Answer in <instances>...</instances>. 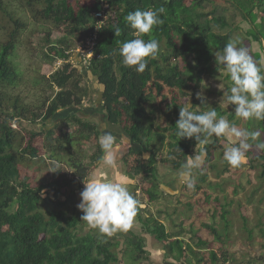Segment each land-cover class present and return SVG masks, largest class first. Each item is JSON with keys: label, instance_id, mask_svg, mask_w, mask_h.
Returning a JSON list of instances; mask_svg holds the SVG:
<instances>
[{"label": "trees", "instance_id": "trees-1", "mask_svg": "<svg viewBox=\"0 0 264 264\" xmlns=\"http://www.w3.org/2000/svg\"><path fill=\"white\" fill-rule=\"evenodd\" d=\"M210 1L212 0H92L82 4L71 0H26L25 6L34 18L51 23L56 30L64 29L62 37L54 41H50L51 31L47 33L46 39L50 47L44 53L45 60H61L64 63L48 77H41L53 94L46 97L36 111L28 105L22 106L20 99L12 98L9 94V89L13 86L11 84L18 77L10 59L25 24L8 14L3 0H0V11L9 15L10 21L14 23V27L5 32L0 20V264L120 263L117 252L119 235L107 236L90 228L88 232H83L87 227L80 219L83 212L73 201V192H69L72 182H77L80 186L91 176L100 156V131L78 112L66 116L53 127H46L58 111L78 109L90 95L93 97L92 91L96 84L101 86L96 88L97 92H101L100 103L105 117L112 124L120 123L132 142L139 146L137 152L131 150L136 161L129 172L140 176L141 189L149 203L159 201L161 195L155 164L160 154L165 152L164 149H167V155L161 157L162 162L172 170L183 168L191 179V169H196L200 174L198 181H207V174L203 173L202 167H188L193 162V148L199 143L194 138L180 139L176 135L175 125L179 119V107L185 105L182 103L183 98L189 96L190 90H195L205 77L213 76L211 73L219 69L220 65L215 69L211 67L214 48L221 50L231 40V31L228 34L219 33V28L222 29L228 23L223 16H217L216 7L205 11V5ZM259 1L257 6L263 4L264 0ZM161 6L166 9L165 14L161 15L163 23L154 28L152 33L142 35L146 41L150 37L159 41L158 56L149 59L145 71L138 73L134 68L125 66L118 54L123 42L135 38L134 30L126 25L124 18L137 9H158ZM259 7L264 12V7ZM96 13H103L104 17H97ZM246 14L252 25L261 27L253 31V40L264 41V25L257 23V13L250 10ZM117 27L120 34L115 36L114 29ZM2 34H5L4 40L1 38ZM94 34L96 44L91 50L92 57L85 59L76 51L87 48L86 42ZM73 38L77 49L72 48L75 42ZM114 52L117 54L114 55ZM255 55L260 62V54ZM71 58L79 61L80 65L84 63L82 67L88 74L78 73L76 67L70 64ZM190 58L193 64H189ZM180 62L184 69L179 66ZM185 69L192 70L193 77ZM85 77L94 86L82 85ZM229 77L228 74L227 81L230 80ZM156 102L162 107L161 111L155 105ZM192 106L194 111L207 110L198 99H193ZM214 108L230 122L235 121L233 111L229 113L224 108ZM158 112H161L159 120ZM160 117L165 120L163 125L159 122ZM21 120L34 124L40 122L43 128L39 131L22 132L21 126L16 129L11 126L13 121L21 125ZM68 125L77 126V129L72 133H63L62 128ZM258 126L264 129V120H258ZM56 132L61 135L55 137ZM37 138H41V148L49 154V160L70 167L73 177L70 178L61 169H57L52 181L38 184L33 182L32 175L24 173L21 164L29 159H40L44 165L48 161L40 155V145H35L38 143L35 141ZM224 140V136L213 135L211 142L201 147L206 153V163L212 161L214 151L222 147L220 143ZM73 142H78L81 148L73 147ZM89 143H93L95 149L92 154L84 151L85 144ZM259 143L253 144L257 146ZM64 151H68V154L64 155ZM144 153H148L149 158L144 159ZM246 154L252 155L249 161L251 170L255 171L256 162L263 160L260 163V176L264 180V153L257 154L256 151L249 150ZM226 170L227 168L222 172ZM208 186L213 188L212 184ZM194 189L202 190L200 184L195 185ZM204 192L202 203L201 197L198 201L194 200L198 203L195 205L197 208L204 209L208 205L206 201L211 197L207 191ZM191 202L178 201V204H184L190 211L193 209ZM176 207L174 214L177 212ZM138 209L140 214L143 209ZM157 212L158 216L164 213L173 215L163 210ZM211 214L214 216L213 211ZM229 214L227 209L221 213L224 226L222 232L212 223L201 224L212 238L205 239L197 233L198 241L194 245L179 238L178 233L167 232L165 225L153 215L143 220L144 229L152 235L156 234L158 242L169 245V255L181 264H185V260L190 257H194L196 264H239L234 255L221 246L224 245L221 237L230 236V221L227 220ZM242 219L246 224V217L242 216ZM262 230L264 231L263 228ZM247 231L251 239L253 230ZM123 232L130 235L122 253L125 254L129 251L127 248L131 247L137 251L135 261L144 257L146 259L149 254L146 250V238L129 230ZM135 239L138 242H134ZM213 240L221 242L220 246L213 245ZM249 263L251 262L247 264Z\"/></svg>", "mask_w": 264, "mask_h": 264}, {"label": "rangeland", "instance_id": "rangeland-1", "mask_svg": "<svg viewBox=\"0 0 264 264\" xmlns=\"http://www.w3.org/2000/svg\"><path fill=\"white\" fill-rule=\"evenodd\" d=\"M25 1L26 0H3V4L6 8L7 13L13 15L16 19H20L25 24V28L21 31L16 49L10 59L15 66L18 77L14 84H11L13 86L10 87L9 94L12 98L20 99L22 106L28 105L32 110L35 109L37 111L43 100L53 94V91L49 89L48 84L44 81V79H41V77H48L58 68H61L64 63L61 60H54L51 62H47L45 60L44 53H46L50 47L49 42H47L46 36L48 35L47 33L51 31L50 41L57 40L62 37L64 29L56 30L51 23L34 18L27 6H25ZM71 1L85 4L92 0ZM259 2V0H212L206 3L205 11H211L216 7L217 16H223V18H225L228 23V25L223 27L222 29L219 28V33L228 34V32L231 31V40H238L241 46H247L256 60L257 58L255 54L259 53L260 62L261 64H264V41H255L252 37L253 31L257 30L259 26L252 25V23L250 22V18H247L248 16L246 14L248 13V11L254 10L257 13V23H262L264 25V12L259 7H264V1L263 4L257 6ZM0 20L4 25L5 32L10 31L11 28L14 27V23L10 21V16L1 11ZM259 29H261V27H259ZM1 38L4 40L5 34H2ZM75 44L76 41L74 42V46L72 48L77 49L78 46ZM217 50L218 49L214 48V52ZM69 61L73 67H76L78 73H87V71L82 67V65H85L84 63L80 65L79 61L73 58H71ZM210 62L211 67L215 69L217 67V64L215 63V56L214 59L212 58ZM179 64V66L184 69V66H181V62ZM189 64H193L192 58H190ZM184 71L187 72L190 77H193L192 70L185 69ZM211 75L213 76L205 77L195 90H190V95L183 98L182 103L184 102L186 104L187 102H190L192 105L193 99H197V94L199 93L206 98L205 107L207 108V110H209L211 107H221L226 109L229 113H231L232 111L234 112L233 105H229L228 107H226L223 103H220L223 96V91L219 88V85L221 88H223V90H227L231 86V80H226L228 73L223 69V66H220L219 69L215 73H211ZM228 79H230V77ZM82 85H89L90 87L93 84L88 82L85 77L82 80ZM96 87L101 88V86L96 84L93 91L91 89V91L93 92V97L92 95H90V97L84 100L82 106H79L78 109L69 108L67 110L58 111V113L49 120L46 127L50 128L55 126L59 123V121L76 111L82 116L91 115L93 123H95L96 120H99L97 118H102L105 120V114L102 112L100 103L101 92L100 90L99 92H97ZM155 105L157 106L158 110L161 111L162 107L158 105L157 102L155 103ZM95 113L96 115L94 117ZM160 113H157V120H159ZM225 118L227 117L225 116ZM159 122L161 125H163L165 123V120L160 117ZM234 123L240 129L259 131L261 133V135L253 143L256 144L257 142H264V129H261L258 126V120L251 119L245 121L241 118L236 117ZM20 124L21 125L13 121L11 126L15 129L20 128L21 126L22 132L39 131L41 130V128H43V124L40 122H36L34 124L28 121L21 120ZM76 127L77 126L70 125L64 126L62 128V131L63 133H72V131L74 132V130L77 129ZM59 135H61L60 132L55 133V137ZM105 135H107L106 132ZM224 137L225 140L221 142L222 144L220 143L222 147L220 146V148H216L213 154L214 156L212 158V161L206 163L205 153L203 161L199 163L198 167H202L203 173L207 174L208 178L206 182L201 183L198 181L200 174L196 171V169H191V181H188L187 178H189L190 175H184L185 172L181 169L175 172L178 179H175L176 181H172L173 183H171V186L173 188L178 189L177 196L164 194L162 197V195H160L159 201H154V203H149L147 201V197L143 195V193L135 196V198L140 203V206L138 205V207L142 208L143 211L140 212V214L138 211L129 231H132L135 235L146 238V250L149 251V254L148 256H146V259H144V257L141 260L135 261L134 259L135 255H137V251L133 250V248L128 247L127 249L129 251H127L125 254L122 253V250L126 247L125 242L130 234L118 231L114 234L119 235V246L117 250L120 259L119 264H150L152 262H154L155 264H181V262L174 260L172 256L169 255V253L171 252L169 245H164L163 243L158 242L156 239V234L152 235L144 229L145 224L143 220L148 218V216L153 215L165 225L167 232H171L174 234L178 233L177 236L179 238H182L186 242H189L191 245H194L198 241L197 233H199V235L205 239L212 238V235L209 233V231L201 227V224L203 223H212V225H214L218 229V231H223L224 226L221 220V213L224 209L230 211V214L227 215V220L230 221V228H228L230 236L229 238H226V236L221 237V239L223 240H221V242L224 243V245L221 244V246L227 249L231 254H233L236 262L239 264H247L248 262H251L249 264H264V231L262 230V228L264 229V180L260 176L262 172V166L260 165V163H262L263 160L260 159L256 162L255 171L251 170L249 161L252 155L246 154V161L242 164L241 167H231L223 159L224 150L228 146L237 145L238 141L232 136ZM212 139L213 136L210 137L207 142H211ZM35 141L38 142L35 145L39 146L41 143V138H37ZM73 143V147H79L78 142ZM249 143L252 144V147L249 150L256 151L257 154L264 153V148H259L250 141ZM39 147L41 148V145ZM90 147H92L91 150ZM201 147L202 145L199 144L198 146L193 148L194 152L192 161H194V157L196 155L200 154L202 150ZM80 148L81 147H79V149ZM94 150L95 149L93 148V143L85 144L84 151L86 152V154H92L94 153ZM164 150L165 152L163 151L160 154V157L155 164L156 178H158L159 183L162 181V179L164 180V183L167 182L166 177L172 174V169L168 170V165L162 162L161 157H165L167 155V149ZM67 152L64 151L63 154L66 155L68 154ZM40 155L48 160L46 161V165H44V163L40 159L34 158L29 159L28 161H26V163L24 162L23 164H21V167L24 169V173L26 175H32V177L34 178H32V180H34V183H48L56 177V174L50 171L52 170L54 161L49 160V154L44 150L41 151ZM144 156L145 158H148V154H143L142 157ZM135 158L136 157L132 153L125 155V163L127 164L125 167L128 170L131 169V167H134L135 162L132 159ZM99 160H101V156H99ZM101 161L103 163V159ZM58 164L61 166L59 169L62 170V173H65L70 178L73 177V170L70 169V167L63 166L60 163ZM225 168H227V170L223 173L222 171ZM217 174L220 175L217 176ZM185 179H187L188 182L186 181L183 184V180ZM138 182L139 186L141 183L140 181ZM77 184V182H72L69 188V192H73V201L75 196L77 197V195H75L74 193L76 192L77 188H79ZM189 184H192L193 187H189ZM197 184L201 185L202 190L195 191L194 186ZM210 184L213 185V188L208 186ZM128 187L130 190L131 186L128 185ZM130 191L132 192L133 189ZM204 191H207V194H209L211 198L206 201V204L208 205L204 206V209H201V207L197 208L195 205L198 203H195L194 200H200L201 197L202 200H200V203H202V195L205 194ZM154 192L157 193L158 191L154 190ZM178 201L180 203L193 201L191 202L193 204V209L188 211V208H186L184 204H178ZM76 202L77 203L75 204H79L81 202V199L79 198V202ZM229 202H231V204H228ZM175 206H177V212L174 214L173 211ZM147 207L149 209H147ZM160 210L167 211L168 213H171L173 215L168 216L167 213L163 212L164 214L158 216L157 213L159 212L157 211ZM212 211L214 213V216L211 214ZM138 215H140L142 218L140 219ZM242 216L246 217V224L243 221ZM159 218H161V220ZM192 221L193 223H191ZM258 223L261 225L259 226ZM245 228L247 230H253L251 239H249V233L247 230H245ZM198 229L199 231H197ZM89 230L90 229L87 226L84 228L83 232H88ZM181 232H183V235ZM122 234L125 236L122 237ZM173 237L176 236L174 235ZM134 242H138V240L135 239ZM220 243L214 242L213 240L212 244L217 245L218 247L220 246ZM184 263L196 264L194 257H190L189 259L185 260ZM230 263L233 264V262Z\"/></svg>", "mask_w": 264, "mask_h": 264}, {"label": "clouds", "instance_id": "clouds-1", "mask_svg": "<svg viewBox=\"0 0 264 264\" xmlns=\"http://www.w3.org/2000/svg\"><path fill=\"white\" fill-rule=\"evenodd\" d=\"M166 9L161 6L158 9H137L125 16L126 25L133 29L134 39L121 44L118 54L122 57L125 66L134 68L138 73H143L148 67L149 59L158 56L159 41L150 37L147 41L143 34H150L154 28L163 23L161 15ZM115 36L120 34L117 27ZM117 54L116 52L113 53ZM215 63L223 66L229 74L231 86L223 91L220 103L226 107L234 106L236 117L242 120H264V64L257 61L247 46H241L238 40H229L221 50L214 52ZM201 105H206V98L197 94ZM176 135L181 138H194L197 143L204 145L208 139L216 137L232 136L238 144L228 146L224 150L223 159L231 167L239 168L246 161V152L252 147L249 141H255L261 133L240 129L234 122L219 115L215 108L205 111H194L190 102L179 107V119L175 125ZM114 138L111 135H103L100 139L101 149L105 156L103 163L114 168L116 160L113 154ZM264 148V142L257 145ZM205 153L201 150L189 168L198 167L204 159ZM61 166L53 162V173L58 172ZM189 187H193L189 184ZM43 195V193H42ZM81 202L77 208L83 212L81 221L90 229H96L100 234L112 236L118 231H128L138 213L139 201L129 190L127 183L122 179L98 178L93 176L88 182H84V189L80 193Z\"/></svg>", "mask_w": 264, "mask_h": 264}, {"label": "crops", "instance_id": "crops-1", "mask_svg": "<svg viewBox=\"0 0 264 264\" xmlns=\"http://www.w3.org/2000/svg\"><path fill=\"white\" fill-rule=\"evenodd\" d=\"M95 115H96V113L94 114V117H95ZM83 117L87 118L90 122H92L91 115L90 116L85 115ZM97 119H99V120H96V122L94 124L97 126L98 130L101 133L100 139L103 135H105V132L107 133V135H111L114 138V142H113L114 146H113L112 151L114 154V158L116 160V166L114 168H110V167H108L102 163L101 160L104 159L105 153L101 149V151H100L101 160L98 159V162H96L97 164L95 166V170L92 171V174H91L89 179H91L93 176H96L98 178H108V179H120V178H122L127 183V186L128 185L131 186L130 190L133 189L132 193L134 194V196H137L140 193L142 194L143 192L141 189V185L138 186V183H139L138 181H140V176L134 175V174L130 175L129 170L125 167L127 165L125 163V160H126L125 155L130 154L131 150H134L137 152V150H139V146L135 145L132 142L131 137L129 135H127L123 126L120 123L112 124L108 121L107 118L105 120L102 118H97ZM145 154H148V153H144V155ZM143 158L147 159V158H145V156ZM148 158H149V156H148ZM132 160H134V162H135V159H132ZM167 169L171 170L169 165H168ZM181 169H182V171L184 170L183 168H181ZM181 169H178V170H181ZM176 171L177 170H175V171L172 170V174L170 176L166 177L167 182L164 183L163 179L160 182L159 190L161 189V192H160L161 195L163 193H165V195L167 194L170 196H173V195L177 196L178 189L173 188L171 186V183H173L172 181H176L178 179V177L175 173ZM186 174H188V173L185 172L184 175H186ZM175 176H176V178H175ZM187 179H188V181H190V177ZM187 179L183 180V184L187 181ZM88 180L85 181V183L88 182ZM168 184H169V186H168ZM80 186H81V188H80ZM80 186H78L79 188H77L76 192H74L75 195H77V197L75 196L74 201L76 200L79 202V198L81 199L80 193L84 189V182L81 183ZM170 190H172V191H170ZM76 201H75V203H77ZM138 211H139V209H138ZM148 241H149V237H148Z\"/></svg>", "mask_w": 264, "mask_h": 264}, {"label": "built area", "instance_id": "built-area-1", "mask_svg": "<svg viewBox=\"0 0 264 264\" xmlns=\"http://www.w3.org/2000/svg\"><path fill=\"white\" fill-rule=\"evenodd\" d=\"M97 17H103V13H96ZM87 48H80L77 50V52H80L85 59H90L92 57L91 50L93 49V46L96 44V35L94 34L92 37H90L87 42Z\"/></svg>", "mask_w": 264, "mask_h": 264}, {"label": "flooded vegetation", "instance_id": "flooded-vegetation-1", "mask_svg": "<svg viewBox=\"0 0 264 264\" xmlns=\"http://www.w3.org/2000/svg\"><path fill=\"white\" fill-rule=\"evenodd\" d=\"M178 171V170H177ZM159 185H160V183H159Z\"/></svg>", "mask_w": 264, "mask_h": 264}]
</instances>
